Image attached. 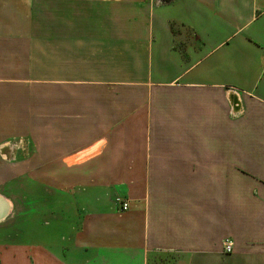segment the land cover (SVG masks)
I'll use <instances>...</instances> for the list:
<instances>
[{"label":"crops","instance_id":"1","mask_svg":"<svg viewBox=\"0 0 264 264\" xmlns=\"http://www.w3.org/2000/svg\"><path fill=\"white\" fill-rule=\"evenodd\" d=\"M10 162L0 264H264V0H0Z\"/></svg>","mask_w":264,"mask_h":264},{"label":"rangeland","instance_id":"2","mask_svg":"<svg viewBox=\"0 0 264 264\" xmlns=\"http://www.w3.org/2000/svg\"><path fill=\"white\" fill-rule=\"evenodd\" d=\"M7 168L9 169L8 176L0 177V198L6 202L7 207V212L4 217H14L17 214L31 215L30 212L28 214L23 213V209H25V206L23 207L22 204V193L18 192L16 189L18 180L16 176L11 175L15 174V162H10ZM21 183L31 185L32 178H20L19 184Z\"/></svg>","mask_w":264,"mask_h":264},{"label":"built area","instance_id":"3","mask_svg":"<svg viewBox=\"0 0 264 264\" xmlns=\"http://www.w3.org/2000/svg\"><path fill=\"white\" fill-rule=\"evenodd\" d=\"M120 201V200H118ZM120 205H121V211H127L129 209V204L128 202H125V201H120ZM224 248H225V252L230 254L233 252V243L232 242H225L224 244Z\"/></svg>","mask_w":264,"mask_h":264},{"label":"water","instance_id":"4","mask_svg":"<svg viewBox=\"0 0 264 264\" xmlns=\"http://www.w3.org/2000/svg\"><path fill=\"white\" fill-rule=\"evenodd\" d=\"M0 201H2V204L4 205V208L0 206V209H2V212L0 211V219L4 217V215L7 212L6 202L0 198ZM3 213V214H2Z\"/></svg>","mask_w":264,"mask_h":264},{"label":"bare ground","instance_id":"5","mask_svg":"<svg viewBox=\"0 0 264 264\" xmlns=\"http://www.w3.org/2000/svg\"><path fill=\"white\" fill-rule=\"evenodd\" d=\"M0 206H2L4 208V205L2 204V201H0ZM10 207V206H9ZM0 211L2 212V209H0ZM9 211V210H8ZM3 214V213H2ZM6 215V214H5Z\"/></svg>","mask_w":264,"mask_h":264},{"label":"trees","instance_id":"6","mask_svg":"<svg viewBox=\"0 0 264 264\" xmlns=\"http://www.w3.org/2000/svg\"><path fill=\"white\" fill-rule=\"evenodd\" d=\"M171 1H173V0H163V2H165V3H169Z\"/></svg>","mask_w":264,"mask_h":264}]
</instances>
